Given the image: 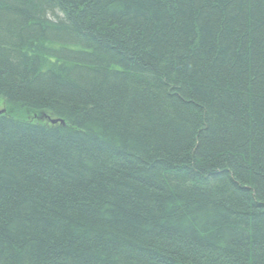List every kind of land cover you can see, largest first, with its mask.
<instances>
[{"label": "trees", "instance_id": "16d2710c", "mask_svg": "<svg viewBox=\"0 0 264 264\" xmlns=\"http://www.w3.org/2000/svg\"><path fill=\"white\" fill-rule=\"evenodd\" d=\"M0 98V264H264V0H0Z\"/></svg>", "mask_w": 264, "mask_h": 264}, {"label": "rangeland", "instance_id": "374dc122", "mask_svg": "<svg viewBox=\"0 0 264 264\" xmlns=\"http://www.w3.org/2000/svg\"><path fill=\"white\" fill-rule=\"evenodd\" d=\"M5 107H6V106H5V103H4L3 99L0 98V111H5V109H4ZM17 114H20V113H17ZM26 114L29 115V113H26ZM22 115H23V114H22ZM33 117L36 118V119H38V118H37V115H36V116L34 115ZM47 117H48V116H47ZM47 117H46V116H42V117H40L39 119H43V118H44L45 120L49 121L48 119H49L50 117H48V118H47Z\"/></svg>", "mask_w": 264, "mask_h": 264}, {"label": "water", "instance_id": "95a60500", "mask_svg": "<svg viewBox=\"0 0 264 264\" xmlns=\"http://www.w3.org/2000/svg\"><path fill=\"white\" fill-rule=\"evenodd\" d=\"M0 112H2V111H0ZM48 120H49V122H50L51 124H54V123H57V122H59V123H63V120H61V119H57V118H49Z\"/></svg>", "mask_w": 264, "mask_h": 264}]
</instances>
